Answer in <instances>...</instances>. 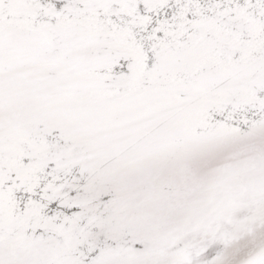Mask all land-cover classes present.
Masks as SVG:
<instances>
[{
    "label": "snow or ice",
    "instance_id": "snow-or-ice-1",
    "mask_svg": "<svg viewBox=\"0 0 264 264\" xmlns=\"http://www.w3.org/2000/svg\"><path fill=\"white\" fill-rule=\"evenodd\" d=\"M0 264H264V0H0Z\"/></svg>",
    "mask_w": 264,
    "mask_h": 264
}]
</instances>
